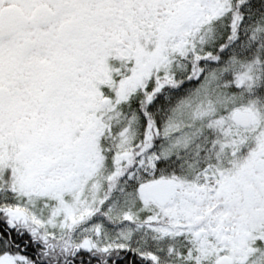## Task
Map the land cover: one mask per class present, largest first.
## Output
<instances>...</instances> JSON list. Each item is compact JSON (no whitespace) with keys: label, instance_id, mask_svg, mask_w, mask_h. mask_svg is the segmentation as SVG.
<instances>
[{"label":"snow or ice","instance_id":"6c2138e0","mask_svg":"<svg viewBox=\"0 0 264 264\" xmlns=\"http://www.w3.org/2000/svg\"><path fill=\"white\" fill-rule=\"evenodd\" d=\"M0 264H264V0H0Z\"/></svg>","mask_w":264,"mask_h":264}]
</instances>
